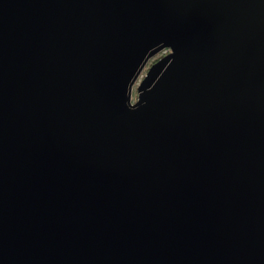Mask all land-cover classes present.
I'll use <instances>...</instances> for the list:
<instances>
[{"label":"water","instance_id":"95a60500","mask_svg":"<svg viewBox=\"0 0 264 264\" xmlns=\"http://www.w3.org/2000/svg\"><path fill=\"white\" fill-rule=\"evenodd\" d=\"M0 264H264V0H0Z\"/></svg>","mask_w":264,"mask_h":264},{"label":"built area","instance_id":"2783aa9c","mask_svg":"<svg viewBox=\"0 0 264 264\" xmlns=\"http://www.w3.org/2000/svg\"><path fill=\"white\" fill-rule=\"evenodd\" d=\"M170 52L168 50H163L162 52L159 53L158 56H156L155 58H153L151 61L153 62H156L158 60H160V58L168 55ZM144 74L142 75V77L140 78V80L143 78Z\"/></svg>","mask_w":264,"mask_h":264},{"label":"rangeland","instance_id":"374dc122","mask_svg":"<svg viewBox=\"0 0 264 264\" xmlns=\"http://www.w3.org/2000/svg\"><path fill=\"white\" fill-rule=\"evenodd\" d=\"M152 63H154V61H153V62L150 61V62H149V66H150ZM149 66H148V68H149ZM145 72H146V70H145ZM145 72H143V74H144ZM143 74H142V75H143ZM133 98H134V100H136V90H135L134 93H133Z\"/></svg>","mask_w":264,"mask_h":264}]
</instances>
